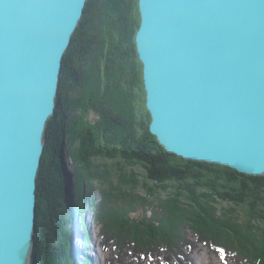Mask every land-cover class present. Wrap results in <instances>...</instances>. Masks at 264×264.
<instances>
[{
  "label": "water",
  "instance_id": "1",
  "mask_svg": "<svg viewBox=\"0 0 264 264\" xmlns=\"http://www.w3.org/2000/svg\"><path fill=\"white\" fill-rule=\"evenodd\" d=\"M89 1L0 0V264H33L48 123ZM138 8L151 133L185 160L264 176V0Z\"/></svg>",
  "mask_w": 264,
  "mask_h": 264
},
{
  "label": "trees",
  "instance_id": "2",
  "mask_svg": "<svg viewBox=\"0 0 264 264\" xmlns=\"http://www.w3.org/2000/svg\"><path fill=\"white\" fill-rule=\"evenodd\" d=\"M138 2L90 0L65 55L59 106L48 123L38 177L33 264L74 262L68 227L73 209L64 202L67 186L61 158L70 127L82 176L117 179L118 187L101 189L104 203L96 222L102 248L111 252L107 264H184L181 259L191 264L186 254L196 245L189 235L182 236L186 227L198 242L211 244L242 264H264V176L185 160L168 153L150 131L143 64L136 46L141 23ZM85 37L92 41L98 37L100 42V54L97 51L87 65ZM70 98H74L71 114ZM140 179L148 197L159 202L163 216L157 213L161 210L150 219L142 215V205L154 200L135 194V187L142 186ZM160 195L167 199L160 201Z\"/></svg>",
  "mask_w": 264,
  "mask_h": 264
},
{
  "label": "rangeland",
  "instance_id": "3",
  "mask_svg": "<svg viewBox=\"0 0 264 264\" xmlns=\"http://www.w3.org/2000/svg\"><path fill=\"white\" fill-rule=\"evenodd\" d=\"M95 38L96 39L94 41L89 40L87 37L84 38L82 50L84 51L85 55L88 58L86 64L84 63L85 65H87L88 62H90L91 60H93V59L95 60V55L97 54V51H98V55L100 54V49L98 46V44L100 43L99 38L98 37H95ZM95 42H97V43L95 44ZM93 45H95V46H93ZM90 52L92 54L90 57H88L89 56L88 53H90ZM85 65L82 66L83 70H85V68H86ZM78 93H76V95H75L76 97H77ZM69 100L70 101H68V110H69L68 113L71 114L72 113L71 106H72V103L74 101V98H70ZM70 126H71V122H70ZM70 128H69L68 133L66 135V138L64 140L65 144L63 146L64 147L63 149L66 153L65 154L63 153V155H62V158L64 161L62 166H63V169H65V172L67 173V175H69V177L74 180L75 192L77 195L80 193V191L81 192L83 191L84 187L87 190L86 194H87V198L89 199V201H88L89 209L88 210L91 213L90 219L92 217V219H93L92 221H95V223L93 225V227H94V229H93L94 246L91 248L95 249L97 252V258H96L97 264H107V262L110 259L111 252H109V251L106 252L103 250V248H102V246H103L102 241L103 240H102L101 235H100V226L97 225L96 222H97V215L99 213V208L102 207V204L104 203V198L101 194V189L118 187L117 182H116L117 179H115L114 176H112V175L107 176L108 173L105 175V178L107 176V180H105V179L102 180V177H100V176H96L95 178H92L89 176L85 178L84 176H82V173L80 171H78L79 168L77 167V161L73 155L72 145L70 143V134H69L71 131ZM66 161H69V162H66ZM66 163H67V166L69 169H66L67 168V167H65ZM86 176H87V174H86ZM83 177L85 178V180H82ZM63 179L65 182L67 181V177H65V176H63ZM69 181H71V180L69 179ZM140 181L142 183V186H139V188H138V186L135 187L136 188L135 194H138L139 198L148 197V191L144 190L145 186L143 185V182L141 179H140ZM91 187L94 188V191L89 190ZM123 190L127 191L126 189H123ZM149 198L154 200V201L152 202V205H150V201L146 202V205H142L143 209H145V213H142V215L146 216L147 218L150 219L154 216V214H156L157 211H159L161 209L157 208V202L158 201L155 197L150 196L146 199H149ZM159 198L161 199L160 201L167 199L165 195H160V197L158 196V199ZM65 200L68 201V198H65ZM76 200H79V199H76ZM149 205H150V208L148 209ZM222 205L225 206L224 204H222ZM222 205L220 207H222ZM140 210H142V208ZM82 211H83V209H82ZM161 211L162 212L159 211L157 213H159L160 215L163 216L164 212H163V210H161ZM219 211H220V213L223 212L222 209ZM90 219H88V220L90 221ZM82 223H83V225H85L84 218H82ZM74 224H75L74 219H73V216L71 215V218H70L69 223H68V227H70V229H71V234H70L71 236H76V233H77V231L72 228ZM186 228L182 229V236L185 237L186 234L189 235L190 237H188V240H190L193 244L196 245V248L194 249V251L192 253L186 254V255H188L189 259L191 260V264H242V262H240L235 257H232L227 252H225L223 250H216V248L213 247L211 244L207 245L206 243H203L200 240L198 242V239L195 238V236L192 234V232L186 230ZM92 249H91V253L93 252ZM143 249H145V248L143 247ZM159 249H162V248H159ZM152 250H153V248H152ZM164 252H166L165 248H164ZM75 256H76V254H75ZM86 257L77 263L78 264H88V259ZM181 263L190 264V262H187V261L185 262V261H183V259H181ZM73 264H74V262H73ZM145 264H147V262Z\"/></svg>",
  "mask_w": 264,
  "mask_h": 264
},
{
  "label": "flooded vegetation",
  "instance_id": "4",
  "mask_svg": "<svg viewBox=\"0 0 264 264\" xmlns=\"http://www.w3.org/2000/svg\"><path fill=\"white\" fill-rule=\"evenodd\" d=\"M61 158H62V156H61ZM64 163V161H63V158H62V164ZM66 165V164H65ZM64 165V166H65ZM65 167H67V165L65 166ZM67 169V168H66ZM62 173H63V176H65V177H67V181H66V186H67V194H66V196H65V198L66 197H69V194L70 195H74V194H72L70 191V189H68L69 188V186H70V188L71 187H73L74 186V188H75V185H74V180L72 179V178H70L69 177V175H67V173L65 172V169H63V166H62ZM71 180V181H69V179ZM85 186V185H84ZM86 192H87V190H86V188L84 187V189H83V191L81 192L80 191V193L77 195V194H75L74 196H75V198L76 199H79V201H80V204H82V207H83V209H85L87 206H88V200L89 199H87V194H86ZM78 196V197H77ZM65 198H64V202H66L67 203V201H65ZM68 204V203H67Z\"/></svg>",
  "mask_w": 264,
  "mask_h": 264
},
{
  "label": "bare ground",
  "instance_id": "5",
  "mask_svg": "<svg viewBox=\"0 0 264 264\" xmlns=\"http://www.w3.org/2000/svg\"><path fill=\"white\" fill-rule=\"evenodd\" d=\"M89 219H90V215H89ZM91 221H92V217H91ZM74 226H75V225H74ZM73 229H74V227H73ZM93 229H94V227H93ZM92 253H93V254H92V258H93V260L95 261L96 258H97V252H96L95 249H93V252H92ZM75 254H76V256H75ZM73 255H74V264H75V263L78 264V263H77L78 260H80V259L83 257V255L79 256V253H77V251H75V250H74ZM89 262H90V260H89ZM90 263H91V262H90ZM95 263L97 264V260L95 261Z\"/></svg>",
  "mask_w": 264,
  "mask_h": 264
},
{
  "label": "clouds",
  "instance_id": "6",
  "mask_svg": "<svg viewBox=\"0 0 264 264\" xmlns=\"http://www.w3.org/2000/svg\"><path fill=\"white\" fill-rule=\"evenodd\" d=\"M63 153L65 154L66 152H65V151H63ZM63 153H62V155H63Z\"/></svg>",
  "mask_w": 264,
  "mask_h": 264
}]
</instances>
